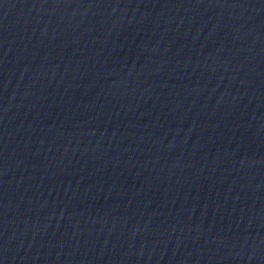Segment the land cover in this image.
I'll list each match as a JSON object with an SVG mask.
<instances>
[{
    "label": "water",
    "instance_id": "95a60500",
    "mask_svg": "<svg viewBox=\"0 0 264 264\" xmlns=\"http://www.w3.org/2000/svg\"><path fill=\"white\" fill-rule=\"evenodd\" d=\"M0 264H264V0H0Z\"/></svg>",
    "mask_w": 264,
    "mask_h": 264
}]
</instances>
